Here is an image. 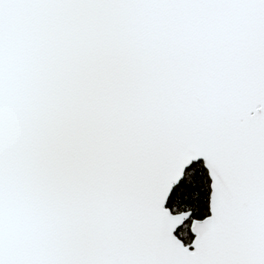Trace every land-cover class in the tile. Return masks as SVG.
I'll use <instances>...</instances> for the list:
<instances>
[{
    "label": "snow or ice",
    "instance_id": "obj_1",
    "mask_svg": "<svg viewBox=\"0 0 264 264\" xmlns=\"http://www.w3.org/2000/svg\"><path fill=\"white\" fill-rule=\"evenodd\" d=\"M0 264H264V0H0Z\"/></svg>",
    "mask_w": 264,
    "mask_h": 264
}]
</instances>
